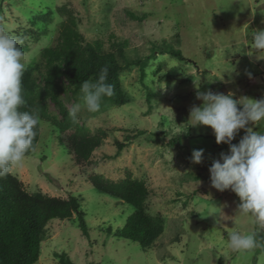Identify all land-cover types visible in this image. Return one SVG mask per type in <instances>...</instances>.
Segmentation results:
<instances>
[{"label":"rangeland","instance_id":"1","mask_svg":"<svg viewBox=\"0 0 264 264\" xmlns=\"http://www.w3.org/2000/svg\"><path fill=\"white\" fill-rule=\"evenodd\" d=\"M60 7L73 14L85 41L100 40L105 50L111 41L124 42L127 60H150L143 79L137 66L120 74L125 105L103 101L98 112H82L79 125L91 135L107 133L89 162L74 164L58 142L65 136L40 121L34 153L12 166L27 192L72 195L85 216L83 227L75 216L49 222L35 264H59L56 255L71 264H264V249L238 252L228 243L230 232L257 233L264 225L238 213L240 200L231 190L211 187L209 168L229 146L218 145L210 127L189 125L191 107L202 105L197 92L264 98V53L250 48L252 31L264 29V0H0V29L27 37L21 45L26 66L55 43L65 19ZM46 10L51 15L36 26L26 21ZM171 50L180 51L185 61L172 58ZM60 99L69 111L82 103V94L69 90ZM48 112L61 119L51 103ZM136 131L144 134L116 155L115 141L124 143ZM244 134L240 130L232 143ZM199 149L204 158L195 164L192 152ZM91 175L113 182L129 175L145 183L147 212L165 223L153 245L142 249L117 237L131 208L95 190Z\"/></svg>","mask_w":264,"mask_h":264},{"label":"trees","instance_id":"2","mask_svg":"<svg viewBox=\"0 0 264 264\" xmlns=\"http://www.w3.org/2000/svg\"><path fill=\"white\" fill-rule=\"evenodd\" d=\"M57 11L65 14V19L59 26L55 43L42 49L38 62L33 61L26 66L22 78L26 104L21 110L38 111L40 121L50 123L59 135H64L65 139L59 137L58 142L64 143L74 164L80 165L89 162L93 152L107 138V133L99 130L91 135L83 125L74 124L60 99L61 95L69 90L76 94L84 81H95L100 69L107 66V82L114 85V95L105 97L103 101L121 107L127 103V97L119 81L120 74L137 66L143 79L146 63L150 59L127 60L124 42L111 41L110 49L105 50L100 40L85 41L77 29L73 14L65 7H60ZM51 13L50 10L46 13H34L35 16L26 21L34 27L39 21L48 19ZM24 32L27 34L28 30ZM22 48L25 51L26 47ZM169 55L185 61L178 50H171ZM119 60L123 62L120 63ZM151 98L149 91L147 100ZM48 103L57 109L61 119L48 112ZM35 131L33 147L26 156L33 154L36 149L39 125ZM143 134L142 131H136L132 136L127 135L124 143L115 141L116 155ZM88 180L95 190L131 208V215L120 232L116 233L118 238L137 243L142 249H146L162 235L164 220L147 212L149 191L142 180L133 179L129 175L117 182L109 181L101 175H91ZM74 216L83 227L85 216L80 211V201L76 197L70 195L62 199L38 191L29 193L11 172L0 177V264H35L39 260L46 225L53 220H69ZM255 234L257 239L260 237L264 240V231ZM56 256L59 264H71L64 255Z\"/></svg>","mask_w":264,"mask_h":264},{"label":"clouds","instance_id":"3","mask_svg":"<svg viewBox=\"0 0 264 264\" xmlns=\"http://www.w3.org/2000/svg\"><path fill=\"white\" fill-rule=\"evenodd\" d=\"M26 39L0 29V177L6 176L32 149L35 130L40 124L38 111L21 110L26 104L22 78L27 53L21 47ZM250 48L257 54L264 53V29L252 31ZM247 55L252 56L253 52ZM108 71L104 66L95 81L83 82L82 103L71 105L68 113L74 124L79 123L82 112H98L104 98L114 95V85L107 82ZM196 98L202 105L191 107L189 125L210 127L216 143L229 146L228 153L222 152L209 168L211 187L219 192L231 190L240 200L238 213L264 225V98L236 99L232 92L211 90L197 92ZM250 124L260 126L261 130L254 131ZM240 130L245 134L238 144H233ZM203 158V149L192 152L193 163L200 164ZM228 243L238 252L264 249V240H258L253 232L232 231Z\"/></svg>","mask_w":264,"mask_h":264}]
</instances>
